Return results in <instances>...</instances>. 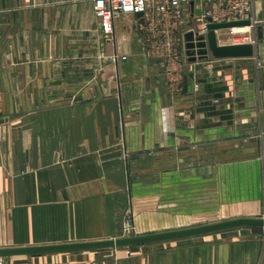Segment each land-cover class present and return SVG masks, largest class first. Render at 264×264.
<instances>
[{
    "label": "crops",
    "instance_id": "1",
    "mask_svg": "<svg viewBox=\"0 0 264 264\" xmlns=\"http://www.w3.org/2000/svg\"><path fill=\"white\" fill-rule=\"evenodd\" d=\"M93 2L0 0V182L12 185L0 216L15 226L0 246L118 237L128 216L139 233L264 216V0L251 56L194 58L186 34L213 0L176 26L118 13L111 41ZM238 28L217 42L238 43ZM219 231L7 260L264 264V227Z\"/></svg>",
    "mask_w": 264,
    "mask_h": 264
},
{
    "label": "water",
    "instance_id": "2",
    "mask_svg": "<svg viewBox=\"0 0 264 264\" xmlns=\"http://www.w3.org/2000/svg\"><path fill=\"white\" fill-rule=\"evenodd\" d=\"M199 1L200 0H191L190 9L193 10L194 5ZM136 14L141 15L142 13ZM206 20L207 24L205 34H200L196 37H194L192 31H189L186 34L187 53L192 58H194L196 55L207 56L209 53L213 57H241L251 56L253 54V44L250 42L219 44L217 42L216 37V31L219 29L250 25L251 21L249 19H238L221 22L211 21V18H207ZM257 29L258 37L261 38V26L259 25ZM240 226L264 227V216H239L168 230L138 234H124L113 238L36 244L26 246H0V257L9 258L11 256L26 254L94 250L104 248H126L138 244L199 235Z\"/></svg>",
    "mask_w": 264,
    "mask_h": 264
},
{
    "label": "built area",
    "instance_id": "3",
    "mask_svg": "<svg viewBox=\"0 0 264 264\" xmlns=\"http://www.w3.org/2000/svg\"><path fill=\"white\" fill-rule=\"evenodd\" d=\"M191 0H94L93 9L95 16L99 20V26L104 40L111 41L114 37L113 19L118 13H142L148 16L152 14L158 22L168 23L173 26L180 24L186 13H189ZM252 0H213V4L205 12L211 21L221 22L238 19H249L250 25H246V30L238 31L234 41L243 43L249 39L255 26V21L249 18ZM202 21L195 28L194 34L198 36L205 34L207 20ZM176 24V25H174ZM251 27L253 29L251 30ZM233 32L239 30L238 27L230 28ZM238 38V40H236ZM254 39H251V42ZM175 43L166 41L167 47H173ZM114 54L112 59H117ZM121 58H125L122 56ZM130 223L126 221L124 228L127 231ZM0 264H10L6 257H0Z\"/></svg>",
    "mask_w": 264,
    "mask_h": 264
},
{
    "label": "rangeland",
    "instance_id": "4",
    "mask_svg": "<svg viewBox=\"0 0 264 264\" xmlns=\"http://www.w3.org/2000/svg\"><path fill=\"white\" fill-rule=\"evenodd\" d=\"M234 34H237V33H234ZM228 36L229 37L231 36V38H232L234 35H233V33H230ZM236 40H238V38ZM14 91L16 92V90H14ZM0 108H1V106H0ZM10 180L11 179H4L3 182H0V198L2 197V193L6 194L7 192L12 190L11 189L12 185H11V181ZM2 203L3 202L0 199V208L2 207ZM5 203L7 204V202H5ZM6 207H7V205H6ZM7 214L8 213H7V210H6V216H0V229L6 230V231H11L15 226L13 225V223L11 221V218L9 217L10 213H9V216ZM130 219H131V217L129 218V216L126 218V221H128L130 223V226H129V229H127V231L124 228V231H123L122 235H124V234H138L139 233V232L135 231V228H133V225H132ZM213 219H215L214 221H218V220H222V219H226V218H223L222 216H217V217H215ZM202 221H206V219H203ZM3 223H4V225H3ZM235 228H239V227H235ZM230 229L232 230L233 228L220 230L219 232L224 233V232H227V230H230ZM157 244H161V243H156V242L155 243H150V244L148 243L145 246H154V245H157Z\"/></svg>",
    "mask_w": 264,
    "mask_h": 264
},
{
    "label": "bare ground",
    "instance_id": "5",
    "mask_svg": "<svg viewBox=\"0 0 264 264\" xmlns=\"http://www.w3.org/2000/svg\"><path fill=\"white\" fill-rule=\"evenodd\" d=\"M239 29V28H238ZM240 30H243V29H240Z\"/></svg>",
    "mask_w": 264,
    "mask_h": 264
}]
</instances>
